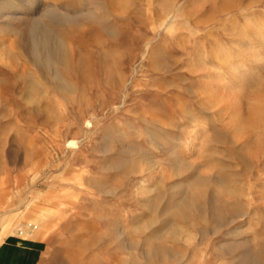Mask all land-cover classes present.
<instances>
[{
  "label": "rangeland",
  "instance_id": "374dc122",
  "mask_svg": "<svg viewBox=\"0 0 264 264\" xmlns=\"http://www.w3.org/2000/svg\"><path fill=\"white\" fill-rule=\"evenodd\" d=\"M38 2L0 20V260L264 264V0Z\"/></svg>",
  "mask_w": 264,
  "mask_h": 264
},
{
  "label": "bare ground",
  "instance_id": "6f19581e",
  "mask_svg": "<svg viewBox=\"0 0 264 264\" xmlns=\"http://www.w3.org/2000/svg\"><path fill=\"white\" fill-rule=\"evenodd\" d=\"M39 0H0V20L3 22H8L10 23L11 21H16L18 20V18L20 17L19 15H21L22 12H24L23 10H28L31 5H38ZM56 4V3H54ZM19 6H22L23 8H19ZM51 8V7H50ZM32 12V11H31ZM68 17V16H67ZM52 19V18H51ZM69 20V19H68ZM66 19V21H68ZM34 28V27H33ZM43 30V29H42ZM6 31V30H5ZM260 32V31H259ZM259 32L256 33V36H260ZM46 34V33H45ZM50 35V34H49ZM241 35V34H240ZM245 35V34H244ZM42 36V35H41ZM47 36V34H46ZM43 39V41H41L42 43L45 42V40L49 37H46ZM53 36V35H52ZM243 36V35H241ZM246 37V35L244 36ZM51 38V37H50ZM56 38V37H55ZM242 37H239L238 39H240ZM35 39V38H34ZM259 39V38H256ZM41 40V39H39ZM49 41L46 40V42ZM52 41V40H51ZM58 41V39H57ZM40 42V43H41ZM246 42V40H244L243 38L240 40V43H244ZM39 43V42H38ZM39 43V44H40ZM41 43V44H42ZM53 44V43H52ZM55 44V43H54ZM43 45V44H42ZM52 46V45H51ZM56 48V47H55ZM54 49V48H53ZM59 49V48H58ZM63 49V48H62ZM224 50V49H223ZM239 50V49H238ZM241 50V49H240ZM55 51V50H54ZM58 51V50H57ZM59 53L63 54L61 52V50L59 49ZM217 54V53H215ZM61 57V56H60ZM57 60V58H56ZM67 61V60H66ZM56 62V61H55ZM222 65V64H221ZM223 66V65H222ZM225 66V65H224ZM52 67V66H51ZM213 104V103H212ZM204 118V117H203ZM196 122V121H195ZM197 123V122H196ZM193 124V123H192ZM191 124V125H192ZM196 127V124H193L192 129H194ZM191 132V131H190ZM121 137V136H120ZM171 153V152H170ZM174 153V152H172ZM173 155V154H172ZM179 166L175 167L176 169L180 170L183 169V166H180V164H178ZM187 167V166H186ZM175 170V169H174ZM209 177H207L208 179ZM192 179V178H191ZM204 179V178H203ZM193 180V181H192ZM187 185V192L190 193L192 196H188V195H184L181 199H178L177 197L172 199V209H171V215L173 216H177V217H182L185 216V214L189 211H191L192 209L195 208L196 204H195V198L199 191V187L201 184H203V181L201 180H196L194 181V178L192 179ZM220 180V179H219ZM205 182V181H204ZM226 187V186H223ZM201 188V187H200ZM184 189V188H183ZM227 189V188H226ZM229 190V189H228ZM203 190H201L202 192ZM203 194V192H202ZM47 216V215H46ZM237 232V231H236ZM241 235V233L239 234ZM246 236V235H245ZM233 237V236H232ZM236 237V235H235ZM234 237V238H235ZM251 264H256V261L253 260L251 261Z\"/></svg>",
  "mask_w": 264,
  "mask_h": 264
},
{
  "label": "crops",
  "instance_id": "0c3cea01",
  "mask_svg": "<svg viewBox=\"0 0 264 264\" xmlns=\"http://www.w3.org/2000/svg\"><path fill=\"white\" fill-rule=\"evenodd\" d=\"M0 264H14V263H8L3 260H0ZM23 264H32V263H23Z\"/></svg>",
  "mask_w": 264,
  "mask_h": 264
}]
</instances>
